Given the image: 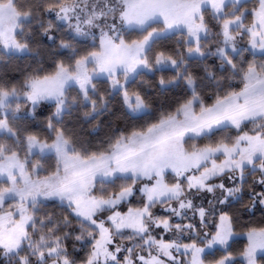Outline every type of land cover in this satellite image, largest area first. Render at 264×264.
<instances>
[{"label": "snow or ice", "instance_id": "1", "mask_svg": "<svg viewBox=\"0 0 264 264\" xmlns=\"http://www.w3.org/2000/svg\"><path fill=\"white\" fill-rule=\"evenodd\" d=\"M25 57L0 76L2 264L264 261L233 215L264 206V0H0V63Z\"/></svg>", "mask_w": 264, "mask_h": 264}, {"label": "trees", "instance_id": "2", "mask_svg": "<svg viewBox=\"0 0 264 264\" xmlns=\"http://www.w3.org/2000/svg\"><path fill=\"white\" fill-rule=\"evenodd\" d=\"M46 44V41H41L37 37L35 43L33 44V47H40L41 49H43ZM42 54L47 55L46 53ZM29 59V57H25L23 59L12 58L6 63H0V76L9 79H19L21 70H23L27 66ZM146 79L153 80V78L150 76L146 77ZM146 94L153 100L154 105H158L160 103L166 102V100L168 99H171V94L169 93L157 96V93L148 90L146 91ZM112 106L115 108L117 113L120 112V105L118 99H114L112 101ZM44 115H47V112H45ZM40 119H43V116L40 117ZM67 119L69 118H66V120ZM70 119L75 120V117H72ZM108 119H111V117L104 118L105 122L101 125L100 129L95 132L93 131L91 124L81 125L70 123L69 127L82 128V131L80 132L81 136L85 139H90L95 142L96 140L102 139L108 133ZM94 123L95 121L92 122V124ZM123 123V120L118 121V124L120 126H123ZM246 207L248 208V210H245ZM155 211L157 212V214H162V210L160 209H156ZM233 215L236 217L234 224L235 231L238 233L246 231L249 227L264 226V206H260L259 204H257L255 207H251L247 197L244 198L243 203L234 206ZM244 243L245 241L238 245H243ZM83 255V252L79 253V256ZM220 255H222V253L216 252L214 255L208 256L206 262L217 259ZM260 263L264 264V261H261ZM0 264H2V262H0Z\"/></svg>", "mask_w": 264, "mask_h": 264}, {"label": "rangeland", "instance_id": "3", "mask_svg": "<svg viewBox=\"0 0 264 264\" xmlns=\"http://www.w3.org/2000/svg\"><path fill=\"white\" fill-rule=\"evenodd\" d=\"M244 241H245V243L243 245H238V244H241ZM235 242H237V243H235ZM246 243H247V241H246V239L243 236H238V237L234 238V240L232 242V247H231L230 250L233 252L234 255H236L244 248ZM206 264H207V262H206Z\"/></svg>", "mask_w": 264, "mask_h": 264}]
</instances>
